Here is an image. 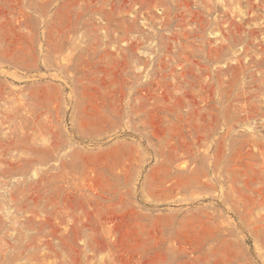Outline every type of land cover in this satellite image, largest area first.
<instances>
[{
    "label": "rangeland",
    "instance_id": "1",
    "mask_svg": "<svg viewBox=\"0 0 264 264\" xmlns=\"http://www.w3.org/2000/svg\"><path fill=\"white\" fill-rule=\"evenodd\" d=\"M0 264H264V0H0Z\"/></svg>",
    "mask_w": 264,
    "mask_h": 264
}]
</instances>
